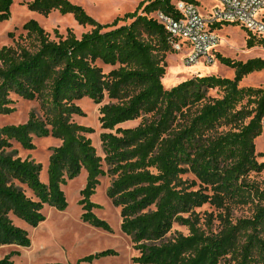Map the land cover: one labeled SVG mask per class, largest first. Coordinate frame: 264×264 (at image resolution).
Returning a JSON list of instances; mask_svg holds the SVG:
<instances>
[{
    "label": "trees",
    "instance_id": "16d2710c",
    "mask_svg": "<svg viewBox=\"0 0 264 264\" xmlns=\"http://www.w3.org/2000/svg\"><path fill=\"white\" fill-rule=\"evenodd\" d=\"M171 2L143 0L107 24L69 0L27 3L44 16L56 10L71 14L91 29L80 37L72 29L65 36L55 30L51 38L30 19L22 26L25 35L15 38L11 32L13 44L0 48V115L14 111L12 94L38 100L42 112L33 110L25 123L0 127V246L29 247L27 230L13 217L37 227L45 206L66 207L62 185L85 169L81 220L112 231L93 212L100 205L91 200L100 177L111 176L106 194L119 209L121 231L138 252L133 264H264V189L249 179L250 173L264 171V161L257 160L262 154L256 152L264 89L241 85L245 76L264 70V59L242 62L216 54L233 70L232 78L196 75L165 88L166 56L177 51L152 14H171ZM12 5L13 0H0V23L10 18ZM121 20L130 22L119 25ZM246 37L248 48L264 47L250 33ZM215 89L220 96L209 95ZM83 98L95 104L109 100L99 107L103 156L87 136L94 129L72 119L84 115L76 104ZM138 119L136 126L122 127ZM33 137L61 141L49 157L46 183L40 179L42 165L13 149V142L34 149ZM205 204L225 212L218 216L217 232L200 226L195 210ZM239 206H250L252 215L234 221L231 211ZM175 224L189 233L169 237ZM14 254L0 264H16ZM116 254L104 250L79 262Z\"/></svg>",
    "mask_w": 264,
    "mask_h": 264
},
{
    "label": "rangeland",
    "instance_id": "374dc122",
    "mask_svg": "<svg viewBox=\"0 0 264 264\" xmlns=\"http://www.w3.org/2000/svg\"><path fill=\"white\" fill-rule=\"evenodd\" d=\"M31 0H13L11 7V16L8 20L0 23V48L4 45H12L13 41L9 34L12 32L15 38L20 34L25 35L22 26L30 19L37 20L40 25L50 33L51 38H55V30L60 34L66 35L67 29H72L80 37L83 32L91 27H83L77 24L71 14L62 15L57 10L48 16L41 15L28 9V2ZM71 3L82 6L85 11L95 20L102 24L112 23L116 18H122L126 13L133 12L143 0H69ZM216 0H201L200 9L203 15L210 11ZM119 21L120 24L129 23ZM219 37V44L214 48L213 62L206 63L201 60L197 64L186 65V51L168 53L166 56V75L162 82L165 88H169L185 79L196 75H216L219 77L232 78L234 72L232 69L222 65L215 58L216 54L230 58L234 61L246 62L250 59H264V50L261 47L254 46L248 48L246 45L247 32L238 25H221L216 29ZM100 64V63H99ZM104 72L111 70L109 66H102ZM178 75L179 80L175 77ZM174 78V79H173ZM242 86L260 87L264 89V70L254 72L245 76L241 83ZM209 95L218 97L220 92L210 90ZM13 103L11 107L14 111L8 115H0V127L10 124H21L28 120L31 111L41 116L40 102L38 100H24L15 94L11 95ZM105 99L102 104L108 103ZM76 104L83 110L84 115H74L73 120L81 125L94 129V132L87 136L91 138L92 144L96 147L97 153L103 156L99 135L103 131L99 123V107L102 104H95L88 98L76 101ZM140 122V119L125 123L122 127H134ZM256 140V152L261 153L258 156V162L264 161V131ZM34 149L26 150L16 142H13V149L17 150L21 158H30L42 165L40 179L43 182L48 181V163L52 149L60 145L61 141L52 137H33ZM104 165V169L106 170ZM87 171L83 169L81 173L72 180H67L62 185V189L67 199V205L64 209H58L51 206H45L43 214L45 219L37 226L32 227L25 221L13 217L14 223L27 230L31 239L29 247L17 245L0 246V259L15 253L12 259L16 264H133L132 257L137 256L138 252L133 249V244L129 236L121 231V218L119 209L116 208L107 197V189L111 183L112 177L105 175L100 177V183L96 188L95 194L91 200L100 205L93 212L101 219L106 220L112 231H106L99 227H94L81 220L83 213L80 204V191L86 183ZM249 179L264 189V171L250 173ZM30 195L31 193L27 191ZM199 216L200 226L208 231L209 229L217 232L219 230V215L224 214L210 204H205L195 210ZM250 206L236 207L232 209V218L235 220L252 215ZM178 233L187 235L189 233L185 226L175 224L169 237ZM115 250L116 255H109L93 262H79L83 257L104 251Z\"/></svg>",
    "mask_w": 264,
    "mask_h": 264
},
{
    "label": "built area",
    "instance_id": "2783aa9c",
    "mask_svg": "<svg viewBox=\"0 0 264 264\" xmlns=\"http://www.w3.org/2000/svg\"><path fill=\"white\" fill-rule=\"evenodd\" d=\"M200 3L201 0H172L171 14L162 10L152 14L170 34L174 50H187L186 65L197 64L201 60L213 62V50L219 44L216 29L212 28L215 24L238 25L264 41V0H216L205 15L201 13ZM261 126L264 131V115Z\"/></svg>",
    "mask_w": 264,
    "mask_h": 264
},
{
    "label": "bare ground",
    "instance_id": "6f19581e",
    "mask_svg": "<svg viewBox=\"0 0 264 264\" xmlns=\"http://www.w3.org/2000/svg\"><path fill=\"white\" fill-rule=\"evenodd\" d=\"M176 76V75H175ZM174 79V78H173ZM176 80H179L178 75L175 77ZM258 140V139H257Z\"/></svg>",
    "mask_w": 264,
    "mask_h": 264
}]
</instances>
